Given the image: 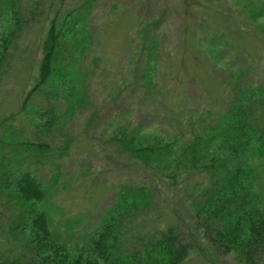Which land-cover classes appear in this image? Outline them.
Wrapping results in <instances>:
<instances>
[{"label": "rangeland", "instance_id": "1", "mask_svg": "<svg viewBox=\"0 0 264 264\" xmlns=\"http://www.w3.org/2000/svg\"><path fill=\"white\" fill-rule=\"evenodd\" d=\"M80 1L17 0L20 26L0 62V118L12 113L0 124V135L9 124L14 139L49 144L32 168L50 186L56 229L77 243L120 184H148V216L136 227H178L195 244L181 264H238L230 253L217 254L198 239L189 201L203 185L202 174L185 168L171 179L143 166L112 135L121 130L144 142L186 138L199 125L190 121L200 116L205 124L230 98L235 82L238 87L264 83V0H89L81 9L91 41L75 59L85 71L82 99H70L68 107L44 84L32 94L29 108H20L36 76L48 19ZM145 20L155 21L159 42L151 66L133 46L140 39L135 28ZM6 25L3 18L0 31ZM49 105L60 117L50 129H38L36 122L46 114L32 108L44 111ZM4 230L0 227V249L18 251Z\"/></svg>", "mask_w": 264, "mask_h": 264}, {"label": "trees", "instance_id": "2", "mask_svg": "<svg viewBox=\"0 0 264 264\" xmlns=\"http://www.w3.org/2000/svg\"><path fill=\"white\" fill-rule=\"evenodd\" d=\"M16 1L0 0V22L8 21L0 31V62L20 26ZM88 4L89 0H81L61 16L54 13L48 19L36 76L20 108L28 109L32 94L44 84L50 86V96L60 94L68 107L70 99L77 103L82 99L85 71L75 59L91 41L81 9ZM154 22H138L135 28L140 39L133 46L146 66L159 44ZM234 86L230 98L209 113L205 124H200V116L190 121L199 125L191 127L186 138L135 141L121 130L112 137L143 166L156 167L171 179L185 168L202 174L203 185L189 201L200 230L198 239L203 238L217 254L230 253L238 264H264V83L238 87L235 82ZM45 109L32 108L46 114L36 122L38 129H50L60 117L53 105ZM11 115L1 117L0 124ZM9 128L6 124L0 135V227L19 250L0 249V264H181L195 247L175 225L136 227L147 219L151 202L150 186L142 183L120 184L79 242H70L53 223L50 186L32 168V161L41 160L49 144L14 139Z\"/></svg>", "mask_w": 264, "mask_h": 264}]
</instances>
